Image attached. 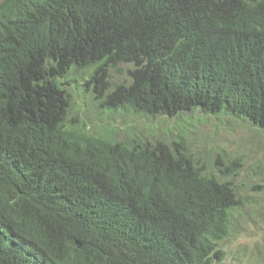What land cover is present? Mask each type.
Masks as SVG:
<instances>
[{"label":"trees","instance_id":"1","mask_svg":"<svg viewBox=\"0 0 264 264\" xmlns=\"http://www.w3.org/2000/svg\"><path fill=\"white\" fill-rule=\"evenodd\" d=\"M78 78L102 113L177 120L92 131ZM184 114L264 130V0H0V264H230L240 158Z\"/></svg>","mask_w":264,"mask_h":264},{"label":"rangeland","instance_id":"2","mask_svg":"<svg viewBox=\"0 0 264 264\" xmlns=\"http://www.w3.org/2000/svg\"><path fill=\"white\" fill-rule=\"evenodd\" d=\"M110 73L114 81H120L124 75L117 69ZM74 85L76 114L92 131L107 128L116 138H123L130 131L145 132L150 127L157 129L177 120L174 116L161 119L102 113L90 94L81 90L82 79L78 78ZM192 115L183 117H188L186 123L196 131L192 137L201 155L223 150L228 158H240V170L234 180L241 203L233 216L236 227L219 243L225 253L223 259L230 264H264V130L226 116Z\"/></svg>","mask_w":264,"mask_h":264}]
</instances>
